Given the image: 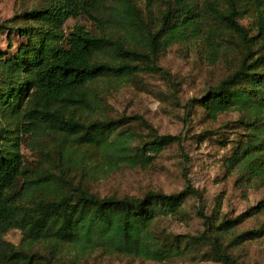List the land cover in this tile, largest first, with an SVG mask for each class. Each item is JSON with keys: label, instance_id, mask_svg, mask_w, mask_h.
Here are the masks:
<instances>
[{"label": "trees", "instance_id": "16d2710c", "mask_svg": "<svg viewBox=\"0 0 264 264\" xmlns=\"http://www.w3.org/2000/svg\"><path fill=\"white\" fill-rule=\"evenodd\" d=\"M30 1L33 7L0 24V34L16 33L24 41L9 58L0 54V264H56L63 246L76 256L101 251L161 263L193 245L209 246L216 264H239L224 238L237 245L234 230L245 218L264 214V198L234 219L209 220L187 179L185 137L160 135L136 115L93 117L101 104L91 86L164 73L157 59L176 44L201 42L212 63L239 47L237 65L196 103L210 119L239 115L242 139L228 167L264 191V3L258 0L256 33L250 35L239 23L236 0H165L155 15L153 0L144 10L133 0ZM78 16L91 21L95 33L76 25L67 37L64 25ZM134 123L148 131L146 139L130 128ZM21 136L38 151L36 168L22 160ZM171 145L178 147L186 179L180 192L101 197L86 186L122 168L149 167ZM194 197L200 235L153 233L160 219L184 222V206ZM11 230L22 233L20 245L4 241Z\"/></svg>", "mask_w": 264, "mask_h": 264}, {"label": "rangeland", "instance_id": "374dc122", "mask_svg": "<svg viewBox=\"0 0 264 264\" xmlns=\"http://www.w3.org/2000/svg\"><path fill=\"white\" fill-rule=\"evenodd\" d=\"M165 0H153L154 15ZM197 4L202 0H193ZM264 3V0H260ZM141 9L146 0H133ZM240 10L239 23L256 33V9L258 0H236ZM34 4L30 0H0V24L10 20L24 9ZM76 25L95 33L94 24L83 16L71 19L64 25L65 35ZM239 46L237 38H233ZM24 41L16 34H0V54L5 58L13 55ZM232 47V46H230ZM239 47L230 48L221 59L212 63L208 60L201 42H185L169 47L157 59L163 72L136 74L126 81L102 79L91 87L99 97L101 109L93 113L95 118H117L119 116H140L160 135H180L185 137L184 147L189 157L187 179L202 196L201 205L209 220L218 217L234 219L264 198V191L256 184L241 181L237 173L230 170L228 161L236 143L242 139L243 128L239 115L235 112L218 115L210 119L205 110L196 103L204 96L209 86H215L225 78L240 58ZM188 109L186 106L190 101ZM130 128L146 139L148 131L140 123ZM20 154L25 165L38 166L40 156L34 149L30 137L21 136ZM176 145L166 148L154 162L146 168H122L107 177L86 183L87 188L101 196L142 197L156 191L165 194L177 193L186 187ZM20 187H18L19 189ZM197 198H189L184 206L188 218L180 222L173 218L160 219L153 228L157 236H197L204 231L203 220L199 216ZM239 242L231 243L226 236L223 246H227L239 264H264V214L247 217L234 230ZM22 233L8 232L4 241L18 246L22 243ZM183 246V245H182ZM37 249L45 251L42 244ZM210 247L193 245L186 255L163 261L149 260L108 254L101 251L86 255L75 254L74 249L63 246L58 250L56 264H216Z\"/></svg>", "mask_w": 264, "mask_h": 264}]
</instances>
